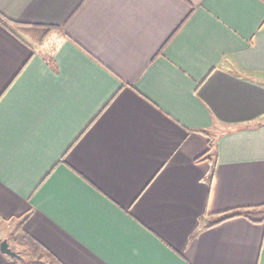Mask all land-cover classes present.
I'll return each instance as SVG.
<instances>
[{
  "label": "crops",
  "instance_id": "0c3cea01",
  "mask_svg": "<svg viewBox=\"0 0 264 264\" xmlns=\"http://www.w3.org/2000/svg\"><path fill=\"white\" fill-rule=\"evenodd\" d=\"M0 14V222L46 264H264V220L211 225L264 216V0Z\"/></svg>",
  "mask_w": 264,
  "mask_h": 264
},
{
  "label": "trees",
  "instance_id": "16d2710c",
  "mask_svg": "<svg viewBox=\"0 0 264 264\" xmlns=\"http://www.w3.org/2000/svg\"><path fill=\"white\" fill-rule=\"evenodd\" d=\"M0 21L2 23L8 24L11 23V21H9L8 19L4 18L1 14H0ZM206 158V155L199 157L196 159V161H201L204 160ZM264 209V206L263 208ZM252 210H255L253 208L251 209H236V210H232V211H227V212H222L220 213V217L217 221H215L213 224H217L223 221H226L228 219H232L235 217H246L248 219H250L251 221H260V220H264V216L261 219H255L253 215ZM15 242L16 245L21 249L26 251L30 256L33 257V259L29 258L26 260H18V259H12L13 263L12 264H46L44 263L40 257H43L44 255H46V252H44V250H42L36 243L32 242L26 235H22L19 236L17 238H15Z\"/></svg>",
  "mask_w": 264,
  "mask_h": 264
},
{
  "label": "rangeland",
  "instance_id": "374dc122",
  "mask_svg": "<svg viewBox=\"0 0 264 264\" xmlns=\"http://www.w3.org/2000/svg\"><path fill=\"white\" fill-rule=\"evenodd\" d=\"M258 214H262V212H259ZM19 232L20 231L17 222L15 221L8 223L0 222V241L6 239L9 243L10 248L15 252H17L24 260L29 258L33 259V257L30 256L26 251L21 250L16 245L15 238L19 237L18 236Z\"/></svg>",
  "mask_w": 264,
  "mask_h": 264
},
{
  "label": "water",
  "instance_id": "95a60500",
  "mask_svg": "<svg viewBox=\"0 0 264 264\" xmlns=\"http://www.w3.org/2000/svg\"><path fill=\"white\" fill-rule=\"evenodd\" d=\"M0 254L8 256L10 258L20 259V256L10 248L9 243L6 239L0 241Z\"/></svg>",
  "mask_w": 264,
  "mask_h": 264
}]
</instances>
